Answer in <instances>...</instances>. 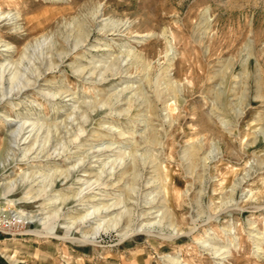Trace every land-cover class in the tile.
<instances>
[{
    "label": "rangeland",
    "instance_id": "obj_1",
    "mask_svg": "<svg viewBox=\"0 0 264 264\" xmlns=\"http://www.w3.org/2000/svg\"><path fill=\"white\" fill-rule=\"evenodd\" d=\"M0 264H264V0H0Z\"/></svg>",
    "mask_w": 264,
    "mask_h": 264
},
{
    "label": "bare ground",
    "instance_id": "obj_2",
    "mask_svg": "<svg viewBox=\"0 0 264 264\" xmlns=\"http://www.w3.org/2000/svg\"><path fill=\"white\" fill-rule=\"evenodd\" d=\"M97 232V231H96ZM93 234H95V232L93 233ZM96 235V234H95Z\"/></svg>",
    "mask_w": 264,
    "mask_h": 264
}]
</instances>
